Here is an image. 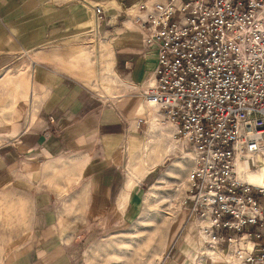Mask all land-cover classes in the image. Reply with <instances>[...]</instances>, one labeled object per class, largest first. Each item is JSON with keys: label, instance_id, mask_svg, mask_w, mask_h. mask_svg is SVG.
Masks as SVG:
<instances>
[{"label": "crops", "instance_id": "0c3cea01", "mask_svg": "<svg viewBox=\"0 0 264 264\" xmlns=\"http://www.w3.org/2000/svg\"><path fill=\"white\" fill-rule=\"evenodd\" d=\"M142 1L145 0H0V69L5 67L0 74V87L11 98L10 113L16 110L18 100L29 103L37 98L40 116L36 128L24 122L15 134L0 143L1 174L6 175L14 196L22 197L26 203L25 224L15 226L12 239L5 241L9 246L4 249L2 264H79L69 260L60 244V229L75 231L78 223L104 227L122 222L134 185L139 181L143 184L149 174L148 171L142 178L137 177L135 184L130 185L129 161L140 153L148 126L143 131L144 139L137 143V127L129 133L125 128L134 114H144V121L148 122L143 100L128 89L129 83L139 84L149 75L155 55L152 51L139 54L140 34L130 18L124 22L127 29L122 27L123 22L109 18L108 38L99 32L100 22L96 24L92 11L93 5H100L104 12H116L129 5L124 13L134 16L138 12L136 5ZM47 47L56 51L52 57L60 62L61 69L79 83L62 75L57 65L47 64L48 53L36 50ZM31 52L33 61L27 65L24 62ZM15 59L24 62L14 70L7 68ZM31 63L32 72H27ZM107 65L118 72V86L127 93L103 89L98 80ZM17 71L20 73L16 76L11 74L13 78L7 76ZM94 84L100 85L103 93ZM47 115L54 120L49 134L44 136L38 126ZM8 134L4 132V136ZM123 139L127 144V164L120 151ZM65 164L67 168L63 169ZM53 171L60 175L49 184ZM135 200L133 192L132 201ZM15 206V211L20 209V202ZM3 209L7 218L9 206ZM10 211L14 213L11 207ZM131 212L130 209L128 214ZM15 216V221L21 219L18 214ZM194 229H184L182 235L191 233L188 243L181 240L182 235L179 238V251L187 248L185 264L199 245ZM176 255L182 257L176 253L173 260ZM154 258L159 261L160 253ZM128 259L130 263L132 259ZM182 259L174 262L179 264Z\"/></svg>", "mask_w": 264, "mask_h": 264}, {"label": "built area", "instance_id": "2783aa9c", "mask_svg": "<svg viewBox=\"0 0 264 264\" xmlns=\"http://www.w3.org/2000/svg\"><path fill=\"white\" fill-rule=\"evenodd\" d=\"M136 6L139 54L152 51L155 64L128 91L154 106L189 155L180 204L199 245L187 264H264V189L243 177L264 164V0ZM92 11L101 22L102 7ZM53 120L39 124L44 136Z\"/></svg>", "mask_w": 264, "mask_h": 264}, {"label": "rangeland", "instance_id": "374dc122", "mask_svg": "<svg viewBox=\"0 0 264 264\" xmlns=\"http://www.w3.org/2000/svg\"><path fill=\"white\" fill-rule=\"evenodd\" d=\"M127 6L129 5L122 6L121 10L119 8V11L116 12L113 10L104 12V17L97 27L102 35H107L106 30L111 29L110 26H107L109 18L123 22V28H126L124 23L125 19L130 18L132 26H135L133 23V16L131 15V17L124 13ZM107 37L109 38L110 36L107 35ZM36 50L48 53V60H46L47 64L57 65V70L62 73V75L79 83L76 78L70 77L71 75L68 72L62 70L60 62L52 57L56 51L48 47L41 49L36 48ZM29 61H33L32 52L29 54L28 59H25V62L15 59L6 67L14 70L16 66L23 64L22 62L28 65ZM33 65L34 64L31 63V67L28 68L27 72H32ZM4 68L0 69V74L3 72ZM115 72L118 74L116 70ZM115 72L109 69L107 65L104 74L101 75L98 81H100L103 89H107L109 93H127L125 89H121V87L118 86L119 83ZM19 73L20 71L9 72L7 76L10 75L11 78H13V76H16L15 74ZM11 74H13V76ZM98 81L96 78V83ZM83 86L94 93L89 87ZM96 86L95 84L93 85L95 89ZM103 89L101 88V91H103ZM10 105L11 98L9 94L0 87V143L7 141L11 135L15 134L19 125H23L24 122L26 126L29 125L30 128L34 127L40 117L38 115L39 103L37 98H34V101L31 99L29 103L26 102V100H18L16 110L12 113H10L12 111L9 109ZM26 116L28 118H26ZM137 118L144 119V114H134V117L128 119L129 123L125 128V132L129 133L132 129L137 127L135 130L138 136L136 143L144 139L143 131L145 127L148 126V122L147 124L140 123L138 126L134 125ZM161 128L163 129H156L150 132L147 129V137L142 142L140 153H138L136 157H131L129 161V164H131V171L128 179L130 185L135 184L137 177L142 178L148 171L149 174H147L143 184H140L139 181L137 185H134L129 200L124 206L127 211L126 220L122 216V222L110 223L104 227L98 226L97 223H78L80 226L77 227L75 231L60 229V235L62 236L60 244L65 248L66 255L70 261H77L79 264H166L167 262L177 264L173 260V255L178 253L182 255L183 258L179 264H185L184 254L187 248L184 247L179 251V247L181 246L179 245V238L184 233L186 226H191L194 229V223L196 222L195 218L188 214L187 209L183 208L180 204L181 197L186 188L190 160L186 150L176 142V138L172 137L175 141H171V138H166L164 136L163 133L168 132L166 130L168 126L162 124ZM22 130L23 128H21V131ZM4 132L7 134L8 132L11 133H9L10 135L8 134V136H4ZM126 145L125 139H123L120 151L124 153L127 164ZM128 146H130L129 143ZM144 153H147L146 159L143 158ZM185 155L187 157H184ZM62 167L66 169L67 164ZM1 171L0 264H2L4 249L9 246L5 241H10L12 239L15 226L25 224L23 223L25 219L23 208L25 206L24 204H26L22 197L14 196L11 185H7L6 183V175H2ZM124 173L126 177V168ZM58 174V171H53L51 174L53 179L48 181V183H53ZM182 182L183 185L179 184ZM181 187H183L182 190H180ZM133 192H135L137 196L135 202L132 201ZM17 202H20V209L15 211L17 208L15 204L18 205ZM5 205L9 206L7 218H5L3 214V206ZM10 207L14 209V213L10 211ZM130 209L132 210L131 215L128 214ZM122 213L124 214V211H122ZM17 214L21 219L15 221V215ZM184 235H182V237ZM167 240H169L170 243H165ZM184 246H186V243ZM156 253H160L161 255L159 261L154 258ZM128 257L132 259L130 263H128Z\"/></svg>", "mask_w": 264, "mask_h": 264}, {"label": "bare ground", "instance_id": "6f19581e", "mask_svg": "<svg viewBox=\"0 0 264 264\" xmlns=\"http://www.w3.org/2000/svg\"><path fill=\"white\" fill-rule=\"evenodd\" d=\"M103 9V8H102ZM104 11V9H103ZM139 14V12L136 13V15ZM96 21V24L98 23V21L95 19ZM151 81H149L150 83ZM146 84V83H145ZM95 88V87H94ZM96 89L98 91H100L101 93H103L101 91V87L99 88V85L96 86ZM143 104H144V107L147 109V120H148V131H153V130H156V129H163L161 128V125L162 123L160 122L159 120V117L157 115V113H155V108L154 106H152V104L146 102V101H143ZM144 109V108H143ZM168 126V125H167ZM168 128L170 129V131L168 132H165L163 133L164 136L167 138H171V141H175L173 138H172V134H173V129L171 127L168 126ZM146 156H147V153L143 155V158L146 159ZM184 157H187L186 155ZM241 165V164H240ZM245 180L253 185V186H257V187H261L264 189V164L261 165L258 169H255V170H249L247 172H244V176ZM181 185H183V182L182 183H179ZM180 185V186H181ZM183 187H181L180 190H182ZM191 234V233H190ZM190 234L187 232L183 237H182V241L183 240H186V242L188 243L189 241V238H190ZM180 240V241H181ZM179 258H182L181 256H178L176 255L175 256V262H179Z\"/></svg>", "mask_w": 264, "mask_h": 264}]
</instances>
